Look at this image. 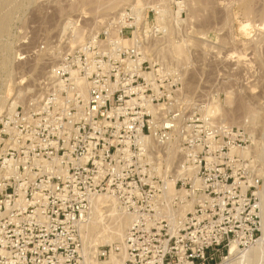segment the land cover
I'll return each instance as SVG.
<instances>
[{"label":"rangeland","instance_id":"obj_1","mask_svg":"<svg viewBox=\"0 0 264 264\" xmlns=\"http://www.w3.org/2000/svg\"><path fill=\"white\" fill-rule=\"evenodd\" d=\"M132 10L135 33L157 37L162 87L132 95L126 77L93 107L60 69L77 71L84 46L120 34ZM0 163V264L39 256L58 215L86 254L263 264L231 248H255L264 222V0H0Z\"/></svg>","mask_w":264,"mask_h":264},{"label":"built area","instance_id":"obj_2","mask_svg":"<svg viewBox=\"0 0 264 264\" xmlns=\"http://www.w3.org/2000/svg\"><path fill=\"white\" fill-rule=\"evenodd\" d=\"M127 16L133 22L125 26L120 34L99 35L92 43L84 46L76 65L77 71H73L70 65L60 69L61 77L72 81L79 78L87 83L90 104L93 107L95 105L100 108L107 107L118 98V93L126 88L127 84L124 82L126 77L132 80L129 85L132 95H136L142 90V84L145 85L143 87L147 89L146 92L154 94L162 87L158 83L163 84L164 82V71L167 70V66L163 61L161 49L157 51L147 45V42L156 40L157 37L146 36L143 40L135 33L138 30L136 11H130ZM127 33L131 34L130 38L127 37L128 39L125 36ZM145 69L150 72H145ZM175 87H178L177 79H175ZM161 99L164 98L158 95V100ZM154 116V114L148 113L144 118ZM2 169L3 165L0 163V221L7 196L6 179L5 176H2ZM20 207L19 205V212L21 211ZM46 223L47 226L43 230H39L41 232L39 239L44 240L39 248V256L26 260L24 264H91L93 259L96 264H107V261H110L112 257L114 260L111 264H143L145 261L143 256L135 254L136 248H131V253L127 252L123 255L117 245L110 250L101 248L98 252L86 254L80 249L81 245L77 240L68 237V230H59L62 223L61 215L57 216L56 221ZM2 230H6V228H2L0 225V242ZM256 233H260V236L263 234L261 230H253L250 233L252 241ZM128 240L132 242V236H129Z\"/></svg>","mask_w":264,"mask_h":264},{"label":"bare ground","instance_id":"obj_3","mask_svg":"<svg viewBox=\"0 0 264 264\" xmlns=\"http://www.w3.org/2000/svg\"><path fill=\"white\" fill-rule=\"evenodd\" d=\"M118 2V1H117ZM139 4V3H138ZM141 4V3H140ZM134 6V5H133ZM134 7H137V6H134ZM134 9V8H133ZM137 10V9H136ZM156 10V9H155ZM159 11H160V9H158ZM142 11V10H141ZM159 11H158V13H159ZM141 13V12H140ZM139 13V14H140ZM162 13H164L163 11H162ZM162 13H160V15L162 14ZM166 13V12H165ZM140 15H142V13L140 14ZM165 15V14H164ZM163 14H162V16H164ZM139 16V15H138ZM140 17V16H139ZM142 17V16H141ZM160 17V16H159ZM157 18V17H156ZM161 19H163V18H161ZM142 20V19H141ZM157 21H160L159 20V18H158V20ZM163 21V20H162ZM160 23V22H159ZM157 31V30H156ZM166 31V30H165ZM167 32V31H166ZM80 85H82V84H80ZM82 91H83V89H82ZM81 91V92H82ZM85 92V91H84ZM82 94H83V92H82ZM187 170V169H186ZM181 171H183V170H181ZM179 173V172H178ZM173 193V192H172ZM104 199H106V198H104ZM111 200V199H110ZM96 201V200H95ZM97 205V204H96ZM93 210H96V209H94L93 208ZM113 212H114V210H112ZM109 216H113L112 214H110ZM116 217V215L115 216H113L112 218H115ZM120 218V217H119ZM131 218V217H130ZM116 219V218H115ZM97 220V219H96ZM117 221V223H115ZM114 223L116 224L115 225V229H117V230H114L113 229V232H112V234H114V235H123V230H121L124 226L123 225H125L124 223L122 224L121 223V221H119V219L117 218V220H116ZM264 221V220H263ZM92 223V222H91ZM93 224V223H92ZM262 236H261V238L260 239H258L257 241H256V247L255 248H252V249H250L249 251H247V252H244V251H241L239 248H238V246H237V244L235 243V244H233L232 245V248H231V252L232 253H242L243 255H242V257H241V259L243 258H245L246 256L248 257V255L247 254H249V253H251V252H256V254L259 252V251H261V252H263V254H264V222H263V224H262ZM120 237H122V236H120ZM87 252V251H86ZM89 253V252H88ZM264 255H262L261 256V258L263 257ZM246 257V258H247ZM259 257V256H258ZM114 259V258H113ZM263 259V258H262ZM111 261V260H110ZM113 261V260H112ZM111 261V262H112ZM264 260H262V262H263ZM244 263H249V260H248V262H244ZM257 263V262H256ZM94 264V263H93ZM264 264V263H263Z\"/></svg>","mask_w":264,"mask_h":264}]
</instances>
